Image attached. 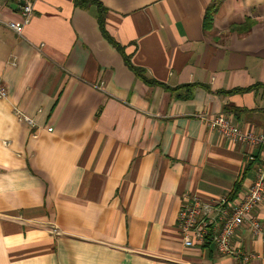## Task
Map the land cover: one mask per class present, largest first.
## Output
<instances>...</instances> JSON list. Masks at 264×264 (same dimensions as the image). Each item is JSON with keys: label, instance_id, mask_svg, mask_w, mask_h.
<instances>
[{"label": "crops", "instance_id": "0c3cea01", "mask_svg": "<svg viewBox=\"0 0 264 264\" xmlns=\"http://www.w3.org/2000/svg\"><path fill=\"white\" fill-rule=\"evenodd\" d=\"M15 5L0 0V264H264V198L262 230L233 238L248 263L185 248L177 219L254 178L259 151L200 116L264 133V0H35L21 34Z\"/></svg>", "mask_w": 264, "mask_h": 264}, {"label": "built area", "instance_id": "2783aa9c", "mask_svg": "<svg viewBox=\"0 0 264 264\" xmlns=\"http://www.w3.org/2000/svg\"><path fill=\"white\" fill-rule=\"evenodd\" d=\"M10 1L19 5L22 0ZM34 1H24L23 5H19L20 24L6 23L13 32L21 34L23 28L30 23ZM6 96L7 90L0 85V99ZM16 115L19 121L30 127L34 126L32 118L19 112ZM200 118L210 131H216L224 138L259 152L256 156L252 153L245 156V162L253 166L254 178L243 193L235 197L223 195L212 202L193 196L183 199L177 218L182 244L185 248H192L210 243L218 254L248 263L250 254L235 246L233 238L237 230L247 227L254 234L262 230L255 210L264 198V133L240 128L233 123L230 114L201 115Z\"/></svg>", "mask_w": 264, "mask_h": 264}, {"label": "trees", "instance_id": "16d2710c", "mask_svg": "<svg viewBox=\"0 0 264 264\" xmlns=\"http://www.w3.org/2000/svg\"><path fill=\"white\" fill-rule=\"evenodd\" d=\"M98 21L101 27H103V11L99 9L98 11ZM135 70V69H134ZM138 70H135V72Z\"/></svg>", "mask_w": 264, "mask_h": 264}, {"label": "water", "instance_id": "95a60500", "mask_svg": "<svg viewBox=\"0 0 264 264\" xmlns=\"http://www.w3.org/2000/svg\"><path fill=\"white\" fill-rule=\"evenodd\" d=\"M24 1L20 2L19 5H23ZM16 7H18V5H15Z\"/></svg>", "mask_w": 264, "mask_h": 264}]
</instances>
